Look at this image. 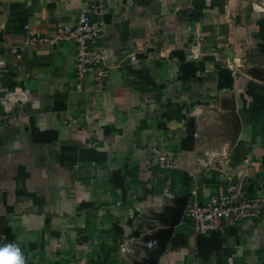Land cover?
<instances>
[{"label":"crops","instance_id":"1","mask_svg":"<svg viewBox=\"0 0 264 264\" xmlns=\"http://www.w3.org/2000/svg\"><path fill=\"white\" fill-rule=\"evenodd\" d=\"M92 2L110 76L78 90L74 41L26 39ZM221 186L264 192V0H0V246L26 264H263L264 214L207 234L184 215Z\"/></svg>","mask_w":264,"mask_h":264},{"label":"built area","instance_id":"2","mask_svg":"<svg viewBox=\"0 0 264 264\" xmlns=\"http://www.w3.org/2000/svg\"><path fill=\"white\" fill-rule=\"evenodd\" d=\"M105 35L101 4L92 2L84 10L81 18L70 28H62L54 37L45 38L40 33L27 36V42L72 40L75 49L76 89H82L84 81L91 78L96 90L106 87L110 76L109 61L112 53L99 46ZM153 163L161 169L173 170L177 164L166 152L151 148ZM264 214V192L258 195H245L234 188L219 187L210 200L190 201L184 210L186 218L192 221V229L197 234L224 231L243 220H254Z\"/></svg>","mask_w":264,"mask_h":264},{"label":"clouds","instance_id":"3","mask_svg":"<svg viewBox=\"0 0 264 264\" xmlns=\"http://www.w3.org/2000/svg\"><path fill=\"white\" fill-rule=\"evenodd\" d=\"M0 264H26L22 248L16 243L0 246Z\"/></svg>","mask_w":264,"mask_h":264},{"label":"trees","instance_id":"4","mask_svg":"<svg viewBox=\"0 0 264 264\" xmlns=\"http://www.w3.org/2000/svg\"><path fill=\"white\" fill-rule=\"evenodd\" d=\"M115 180H116V182H117V184H119L122 188H124V185H123V178L120 180V182L118 183V181H117V178H116V173H115ZM264 264V263H263Z\"/></svg>","mask_w":264,"mask_h":264}]
</instances>
